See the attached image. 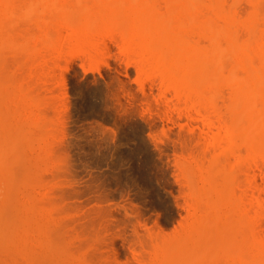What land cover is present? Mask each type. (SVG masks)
<instances>
[{"label": "rangeland", "instance_id": "rangeland-1", "mask_svg": "<svg viewBox=\"0 0 264 264\" xmlns=\"http://www.w3.org/2000/svg\"><path fill=\"white\" fill-rule=\"evenodd\" d=\"M71 1H68L73 3L71 9L58 7L55 0H48L39 7L17 9L11 15L12 27L9 21L6 23L12 40L7 38L0 48V57H3L0 59V112L2 119L5 116V121L15 126L14 129L21 130L25 125L18 132L26 140L21 139L22 143L19 140L18 145L20 151L23 149L20 154L26 155L19 157L18 153V159L24 160L10 162L9 171L0 172V183L8 180L6 187L4 183L0 186L2 207L5 209L16 202L7 207L12 212L6 208L12 216L9 214L10 225L4 221L7 231L1 230L0 264H155L163 241L166 238L170 239L165 242L175 241L201 213L197 209L201 207L199 198L205 175L224 198L227 194L220 213L228 210L226 203L230 197L233 196V200L236 197L237 202L242 196V205L246 202L247 207H240L246 210L250 206L251 214L257 210V216L254 213L256 225H252L253 214L248 213V222L251 221L264 237L263 166L259 163L256 172L249 168L253 175L244 173L238 167L247 159L248 150L243 143L236 141L231 146L232 152L235 147L240 149H236V157H233L228 149H218L215 154L217 149L209 142L212 138L209 131L216 124L220 123L221 127L224 124L223 129L232 124L227 103L229 88L227 90L224 84L218 87V97L213 96L217 98L215 108H209L211 103L208 105L210 114H215L211 117L213 122L225 118L228 123L224 119L215 126L212 121L210 125L206 120L202 122L200 111V116L196 115L199 104L194 102L192 106L189 98L190 103H186L185 96L183 101L177 98L175 85L167 86L168 83L162 82L160 68L156 71L152 67L155 58L151 57L150 61L149 57V62L146 52L140 57L138 51L137 55L133 49L129 51L117 26L95 29V35L103 30L100 41L95 36L100 44L97 52L95 49L89 52L86 44L74 41L80 29L71 24L81 8L79 3L89 4L94 0ZM246 1L239 0L241 16L250 10ZM121 9L129 15L125 26L138 24L133 19L134 6L127 3ZM72 10H76V15ZM115 10V7L97 8L95 16L104 17ZM142 60H147L149 65ZM20 92L23 94L19 99ZM223 95L226 103H223L225 98H221ZM24 101L27 102L23 106ZM9 116L13 122L7 119ZM18 118L24 120L23 123L19 120L20 125ZM203 124L214 127L207 131L206 125L207 130L203 132L200 128ZM7 127V134L11 135ZM14 129L12 135L17 133ZM208 132L210 137L206 135ZM204 139L212 145L210 149L214 150V158L220 159L218 163L213 162V152ZM227 153H231V157ZM219 154L222 156L216 158ZM193 169L196 176H192ZM11 183L13 190L7 189L13 186ZM8 190L18 197L12 194L16 198L8 199ZM23 193H27L26 198ZM215 193L213 191L212 196ZM22 197L28 201L20 205L18 201H23ZM255 205L258 207L254 208ZM240 207L237 203L238 211ZM6 209L5 220L8 218ZM33 216L37 221L34 219L29 224ZM11 225L19 232L13 239ZM9 231L11 233L5 234ZM29 233L32 238H28ZM28 241L30 246H25ZM219 258L216 260L221 264L222 256ZM223 262L225 264V260ZM226 264H230L227 259Z\"/></svg>", "mask_w": 264, "mask_h": 264}, {"label": "bare ground", "instance_id": "bare-ground-1", "mask_svg": "<svg viewBox=\"0 0 264 264\" xmlns=\"http://www.w3.org/2000/svg\"><path fill=\"white\" fill-rule=\"evenodd\" d=\"M47 1L48 0H0V48L5 43L7 38L10 37V35H8L10 32L7 29L8 24L6 23L12 21L11 15L15 12V10L24 7L43 6L47 3ZM68 1L69 0H55L58 7H64V9L65 7L69 9L70 6H73V3L71 4L72 1L70 0L71 1L70 3ZM241 1L243 0H240V2ZM73 2H75V0ZM84 2L85 1H83V3ZM88 2H90V0ZM125 2L127 1L124 0L95 1L94 0L93 2L91 1L89 4L87 2H86L87 4L79 3L81 8L78 10L77 16L75 17V20L79 23V25H77L76 22H74L75 21L74 18L73 19L70 18V21L72 19L73 23L72 21L71 22L69 21L70 24L72 23L71 24L72 26H74L73 24H75L74 26L75 29L77 30L80 29L78 31L79 33L75 35V37L73 38L74 41L78 42L79 44L82 42L81 43L82 45L86 44L88 46L87 48L89 49V52L93 53L94 49L95 52H97L99 50H96V48L100 49L99 41H100V36L102 34L101 32H103V30H101L100 33L98 32L100 34V35L98 34L99 35L98 37V35L94 34L95 29H99V28L103 29L110 25L117 26V28H119V32H120L119 34H121L120 38L122 39L123 42H125L128 45L127 46V48L129 47L128 50L131 51V49H133L134 51L132 52H135L136 55L139 53L138 56L141 55L140 57H143V52H146L145 53L146 55L149 54L146 57L148 61H149V57H150V61L153 60V58L151 57H154L155 58L154 61L155 63L156 62L157 63L155 64L153 61L154 65H152V67L154 69L156 68L155 69L156 71L157 68H160V71L159 70L158 71L159 73H161L160 75L163 78L162 82L168 83L167 86L169 85V83L171 84V86L174 84L175 85L173 87L174 91L176 90L177 92V98L181 97L180 100L183 98V96H185L186 103H190L192 101V103H190L192 106H194L193 105L194 102L198 103L200 109L197 108L198 105L195 104V106L197 105L196 110L199 109L196 115L197 116L202 115L201 117H203L202 118L203 120L201 121L204 122V120H206L209 125L212 124L211 121L213 122V120H211V117L213 118L215 114L211 115L210 114L211 110L208 111V109L215 108L214 104L217 103L216 101L217 98H215L218 94L217 90L219 88H222V86L226 85L227 90L229 88V93L227 92L229 94L227 103H229L228 107H230L232 124L227 129H223L226 127H223L224 126L223 124L222 126L223 128H222L219 125L220 123H218V121L222 122V120L223 119L225 120V118L218 119V121L216 119V122H213L214 126L216 123H218L216 124L217 126H215L216 128L212 125V127H214L213 129L211 126L209 127V125L206 124L208 125L207 129L212 128L210 129L212 132L209 131V129L208 130L206 129L205 124H203V126L205 127L201 125L202 126L200 127L201 131L203 128V132H206L207 130L210 133H212L211 134L212 138L211 139L208 138V139L209 142L213 144V148L215 147L214 148L215 150L220 149V151H223V149H228L229 152L230 151L232 152L231 146H233L234 142L239 141L243 143L248 150L246 154V158L248 159V156L250 157L248 160L245 158L246 160L243 163L244 165L241 163H240L241 165L240 164L238 165V167L240 166V168H242L241 171L243 170L244 173L245 172L251 173L252 172L251 170L256 172V168L259 165V163L264 168V164L262 165V163H264V15H263L264 9L262 8V4L264 0H247L246 2L248 3V5L250 4V8H249L250 10L248 11V13L245 11V14L242 15L243 17L240 14V12L242 13V11H240L238 7L241 6L238 5L240 3L239 0L236 1L235 0L233 1L232 0H129V2L127 3L130 4V6H134V8L136 9L133 19L136 20V22L138 23L137 25H132L129 27L125 26L124 24V22L128 20L129 15H127V13L125 14V12H123L121 9L125 7V4H127ZM102 7L103 8L115 7L117 8V10H115L114 12H112L107 16L96 17L97 16V15L95 16L96 9L98 8L101 10ZM88 9L90 11H88ZM72 11L73 14H75L74 11L76 10H72ZM97 12H99V10H97ZM73 14L71 17H74ZM9 15L10 18L8 17ZM6 16L10 20H8ZM6 20L7 22H5ZM12 25L13 22L12 24L10 22L9 26L12 27ZM95 36H97V39L99 38L98 39L99 41L96 39ZM201 36H203L204 38L202 39V41L198 39L201 38ZM11 37L9 39H11ZM203 41L205 44L202 43ZM164 48L167 50H165ZM0 54L2 55V52ZM146 58L144 56V59ZM143 61L144 60H142V63L145 64L147 63L145 62L147 60H145L144 62ZM148 65L147 66L145 65V67H148ZM150 67L151 66H149V68ZM1 94L2 93L0 92V96H2ZM20 94L21 95H18V97L22 96L23 93L20 92ZM214 95L215 97H213ZM20 98L21 97H19V99ZM25 98L27 97L25 96L24 99ZM221 98L223 99L225 98V101L223 100V103H226V97L223 95L221 96ZM187 99L190 102H188ZM212 99L213 100L215 99V102H213ZM181 101H183V99ZM26 102L24 101L22 105L24 106V103ZM0 103H1L0 110L2 111V102ZM212 105L214 107H211ZM20 111L18 113H20L21 116L22 112ZM199 111L201 114L199 113ZM212 111L215 112V110ZM217 113H218L217 117L218 116L220 117L219 115L220 112ZM1 114L2 113L0 112V172L2 174H6L10 169L8 163L10 162L14 163L16 162V160L18 163L19 160L21 159V158L18 159V153H19V157L21 156V154L26 155V153L24 152L20 154V152L23 149H21L20 151L19 149L21 147L18 145L19 140L20 142L22 141L21 139L26 140V138H24L22 134H19V132L24 128L25 125H23V128L21 126V130H19L18 124L16 122L18 128L14 129L15 126L7 123V120L5 121V116L4 119H2L3 115L1 116ZM15 116L13 117V120L15 119ZM10 117L11 116H9V118L7 119H10ZM21 117L23 118V116ZM201 117L198 118L201 119ZM20 119L21 118H18V123L21 121H22L21 123H23L24 120L21 119V121H19ZM23 119H26V117ZM3 120L8 125H5L6 123L3 124L4 122ZM225 123H228V121H226ZM4 125L6 127H4ZM7 126H9L11 129V133H10L11 135L7 134L8 133ZM13 129L16 130L18 134L14 131L16 134L13 133L12 135ZM209 132L208 134L206 133V135L209 136L210 134ZM206 135L204 136V138L206 137ZM27 138L29 139L28 136ZM205 139H204V143H205ZM205 145L207 146L208 143H205ZM207 147H209L210 149L212 145L210 146L208 145ZM234 149L235 151L236 149L237 151L240 150L239 148L236 147ZM217 150L215 151V154H218L216 152H219V150L218 151ZM235 151L232 152L233 154L231 153H227V154L228 155L231 154L233 157H236L237 153ZM212 152H213L212 153L213 162L218 163L220 161L218 157L221 154L216 155L215 157L218 159H215L214 150H212ZM234 153L236 154L234 155ZM238 154L240 156V152ZM231 155H229V157H231ZM241 157L242 156H240V159H243ZM21 160L24 159L22 158ZM249 168L251 170H249ZM255 172L254 174H256ZM191 173L192 176L193 174H195L196 176L195 170L194 172ZM205 178L206 179H204V175H203V179H204L203 181H205V184H204L203 192L201 193L199 198L201 207L197 209L200 210L201 213L197 215L196 218H194L188 224V226L184 229L185 231L183 230L184 232L183 231L181 232V234L182 233L183 234L177 236L175 241L165 242L167 239L169 240L170 238H166L163 241L164 244L165 243L166 244L164 245L162 243L164 246L162 245L158 249L156 254L155 264H214L215 260L217 258L220 259L219 257L221 256L223 261L225 260V264H226V259L230 264L263 263L264 237L260 235L259 230L258 231L255 230L256 229L255 225L257 222L256 221L257 217H255L256 214L255 212L257 210L254 211L255 214L252 213L253 214L252 215L251 214L252 209H250V206L248 207L249 209L246 210L243 208L244 206L247 207V204L245 205L246 203L245 202L243 203L244 206L242 205V202L244 201V200L242 201V196H241V200L238 199L236 200L237 202H235L234 200L236 199V197L233 200V196L231 194L232 196L230 197L231 200L229 199L228 202L226 203V205L227 204L229 205L228 210L226 209L227 211L223 214L220 213L219 209L221 206L222 207L224 206V202L226 200L225 199L227 196L226 191L230 189L226 188V191L224 190L225 191L224 194H226L224 198L222 192L216 191L215 188L217 187L211 184L210 182L211 179L209 181L207 175H205ZM6 181L8 180H5V183ZM3 183H4L3 181L2 183H0L1 187ZM5 183L3 184V186L5 185ZM11 185L13 184L11 183ZM12 187H14V185L11 187H7V189L13 190ZM11 190H8V192L10 191L9 194L11 193ZM213 191L214 193L215 192L216 193L213 194L212 196ZM3 193H5V191H3ZM9 194H8V199H10V196L14 197V195L12 194L15 193L13 191L12 194L10 195ZM23 195H25V197ZM26 195L27 193L22 194L24 198H26ZM16 197H18V195ZM16 197H14V199ZM24 198L23 201L19 199L18 202L20 203V205H23L24 204L23 202L27 200V199L25 200ZM1 200L2 198H0V202ZM17 200L18 199H16V201ZM237 203L239 204V207L243 206L239 208V211L236 208ZM11 204L15 205L16 202L15 203L11 202L9 205L11 206ZM5 205L7 204L5 203ZM9 205H7L6 208ZM197 205L199 206L198 203ZM255 207L257 208L258 206L255 205L254 208ZM5 209L4 207H2L1 204L0 205V235H2L1 234L2 231L3 232L7 231V229L5 230V223L9 224V217L12 216V214H10V212L12 211L7 208L10 211L9 212L6 209L8 218H6V220L3 219L4 218L3 215L5 214L4 213ZM248 213H250L254 217L253 219V217L251 216L252 218L251 221H253L252 225L254 223V220L256 221L254 223L255 224L254 226L251 225L250 223L251 221L248 222L250 220L249 217L250 214ZM9 214L11 216H9ZM13 216L15 215L13 214ZM5 217L7 216L5 215ZM16 217L17 216H15L14 218ZM29 217H32V215ZM34 219L36 222L37 221L36 217H34L33 220L30 221V223H29L30 219H28V221L26 222L31 224V222H33ZM4 221L6 222L4 223ZM9 225H7V227ZM12 227L10 231H12L13 229L12 232L13 235H11L14 236L12 237L13 239L15 238V233H17L16 235H18L19 232L16 229L14 231V227L13 228ZM252 227L254 228L255 233ZM30 228L32 230V226ZM10 231L5 234L8 235L9 233H11ZM256 232H259L258 233L259 235H256ZM253 233L258 237L256 238L255 235L252 236ZM29 236L30 233L28 235V238L33 237V235L31 237ZM259 236H261L263 239ZM4 237H2V239ZM5 238H7V236ZM20 241H19L20 244H22V240ZM29 241L27 242V244H25V246L30 244ZM32 244L33 243H31V246ZM223 256H227V257L224 259ZM222 259L221 262H219L221 264L224 263ZM218 261L219 260H216V263Z\"/></svg>", "mask_w": 264, "mask_h": 264}]
</instances>
